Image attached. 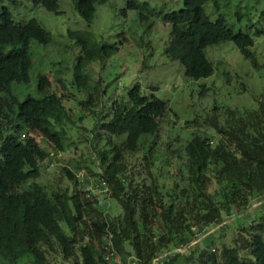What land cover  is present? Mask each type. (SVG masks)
Returning a JSON list of instances; mask_svg holds the SVG:
<instances>
[{"label": "trees", "instance_id": "obj_1", "mask_svg": "<svg viewBox=\"0 0 264 264\" xmlns=\"http://www.w3.org/2000/svg\"><path fill=\"white\" fill-rule=\"evenodd\" d=\"M60 1L33 4L60 15ZM72 1L87 26L68 34L74 59H62L66 65L55 76H39L41 97L21 101L15 86L30 82L31 43L49 45L53 37L37 19L15 23L6 3L17 0H0V264H264V217L248 213L253 198L264 197V100L245 111L218 106L204 122L194 121L192 135L177 139L182 149L165 143L161 152L180 171L161 174V156L142 138L159 135L166 103L139 83L108 97L102 62L119 48L92 24L109 0ZM219 1L184 0L180 10L157 13L130 0L127 8L149 26L169 25L164 55L190 79L214 74L205 50L227 41L259 68L254 38L233 30L224 16L208 15L206 5ZM93 67L99 71L92 87ZM78 126L91 158L84 178L77 177L85 169L79 161L61 167L52 186L41 184L51 154L77 147ZM91 178L107 199L89 189ZM221 223L240 237L220 248L216 242L189 248L196 234Z\"/></svg>", "mask_w": 264, "mask_h": 264}, {"label": "rangeland", "instance_id": "obj_2", "mask_svg": "<svg viewBox=\"0 0 264 264\" xmlns=\"http://www.w3.org/2000/svg\"><path fill=\"white\" fill-rule=\"evenodd\" d=\"M129 1L109 0L106 5L99 6L92 27H96V33L109 47L119 48V52L112 58H104L102 62L101 75L103 81L109 83L108 97L115 99L118 94L121 95L124 87L131 88L139 83L146 92L154 93L166 103L168 110L159 135L142 138L144 145L156 155L161 156V152L166 148L165 143L170 144V151L182 149L184 142H177L178 137L188 138L189 134L192 135L195 129L193 122L196 120L204 122L216 107L245 111L257 107L259 99L264 100V0H220L218 3L210 2L206 5L205 9L212 20L222 15L233 30L249 33L254 38L255 46L252 50L260 67H254L233 42L227 41L206 48L205 55L214 66V74L200 80L188 78L180 62L171 61L164 55L171 30L169 25L161 20H155L153 25L149 26L150 20L141 21L138 11L127 8ZM138 1L147 3L158 13L162 10L165 12L180 10L184 0ZM6 6L9 7L15 23H26L34 18L52 33L53 39L49 45L32 41L30 49L33 67L30 71V82L15 86L21 101L29 96L39 98L41 97L38 92L39 76H55L57 71L66 65V62L62 63V59L67 57L74 59V49L73 51L68 49L73 42L69 40L68 34L70 31L87 29L86 23L76 13L72 0L60 1V15L34 6L33 0H17L16 4L7 2ZM125 9L127 11L123 13ZM98 71L97 67H93L92 87L97 80ZM188 122L190 127H187ZM86 126L91 129L90 124ZM83 134L85 135V130L78 126L72 136L78 140L77 147L63 154H51L52 159H48L42 168L43 174L39 179L41 184L52 186L55 179H59L56 177L60 176L61 167L79 161L85 169L78 171L77 177L81 180L84 178L86 167H90L91 158L88 144L82 138ZM42 143L46 145L45 141ZM160 158L161 174L166 175L168 171L175 173L176 169L180 171V163L174 160L175 168H170L164 156ZM136 159L135 157L131 160ZM90 181L89 189L107 199L105 192L96 187V179L91 178ZM67 184L65 181L64 185L68 186ZM164 184L166 187L174 185L171 181H165ZM105 202L107 206L110 205L109 201ZM119 209L121 211V208ZM236 212L234 211L235 214ZM248 213L252 217L257 214L255 217H258L257 219H261L260 216L264 217V197L255 196ZM232 227L221 223L217 227L208 228L192 238L189 248L213 242H216L217 248L230 244L235 238L240 237L239 231ZM184 251L174 249L172 252ZM130 261L131 259L128 264H132ZM55 262L56 260L54 264Z\"/></svg>", "mask_w": 264, "mask_h": 264}, {"label": "clouds", "instance_id": "obj_3", "mask_svg": "<svg viewBox=\"0 0 264 264\" xmlns=\"http://www.w3.org/2000/svg\"><path fill=\"white\" fill-rule=\"evenodd\" d=\"M23 136H24V137H23ZM23 136H22V139H24V138L26 137V135H23Z\"/></svg>", "mask_w": 264, "mask_h": 264}, {"label": "built area", "instance_id": "obj_4", "mask_svg": "<svg viewBox=\"0 0 264 264\" xmlns=\"http://www.w3.org/2000/svg\"><path fill=\"white\" fill-rule=\"evenodd\" d=\"M118 264H120V263H118Z\"/></svg>", "mask_w": 264, "mask_h": 264}]
</instances>
